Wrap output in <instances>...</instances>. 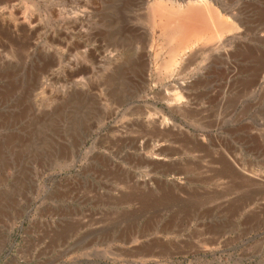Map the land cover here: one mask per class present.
Returning a JSON list of instances; mask_svg holds the SVG:
<instances>
[{
    "label": "rangeland",
    "instance_id": "rangeland-1",
    "mask_svg": "<svg viewBox=\"0 0 264 264\" xmlns=\"http://www.w3.org/2000/svg\"><path fill=\"white\" fill-rule=\"evenodd\" d=\"M154 1L0 0V264H264V55L240 53L264 0H210L241 45L163 82ZM176 83L206 93L188 115L155 93Z\"/></svg>",
    "mask_w": 264,
    "mask_h": 264
},
{
    "label": "bare ground",
    "instance_id": "bare-ground-1",
    "mask_svg": "<svg viewBox=\"0 0 264 264\" xmlns=\"http://www.w3.org/2000/svg\"><path fill=\"white\" fill-rule=\"evenodd\" d=\"M149 18L152 20L154 25L159 27V29L161 30L162 41L168 47V50H166L167 57L162 62L160 61V66L157 70L156 81L158 79L160 82L169 81L173 79L175 76L178 77L182 75V73L189 68V65L193 62V59L196 56L202 54L203 51L206 50V48L209 45L208 43L211 44L213 42L215 43L219 41L225 33L229 34V37L232 38V41L233 39H236L235 40L237 43L236 45H241L240 44L241 36L243 35V33L247 34L246 33L247 27L243 23V19H242L243 17L240 18L238 16L231 14L229 18L221 16V14L217 11V9L213 7L210 0H198V1H193V3L192 0L188 2L186 0V5L185 7L182 8L178 6L175 7L173 1L170 0H156L151 6ZM242 45L241 47L243 52L240 51L239 52L243 54V57L245 59L248 58L250 52H252L251 54L253 53L256 54V56L258 55V53L259 55H264V50L260 49L257 45H253L252 47L248 46V44L246 43H242ZM197 47L198 49L195 51V48ZM232 64L234 63L232 62ZM145 65L142 71L143 74H146L145 72L147 70V64ZM255 67L251 68L250 69L251 72L248 73L249 75L243 77V81H241L244 84L245 88L249 87L248 84H251L247 80L248 78H257L258 76L259 71ZM232 69H230L231 70L230 71L231 74H229L230 76L226 74L229 76L226 84L227 87L228 86L231 87L232 85H237L240 82L238 80L232 81V79L234 78L237 72L235 70H238L235 68L233 70ZM140 79L143 82H146L147 78L144 79V77L142 78L140 76ZM192 79L194 78H191V80ZM200 83L202 82L201 81H199V83L197 82V84L199 85ZM207 84L205 85L207 86ZM139 85L143 86V84L141 83H139ZM185 90H186V83H182L181 85H179V83H176L175 85L168 84L167 88L165 86V90L155 93L159 95L160 100L165 101L167 103V105L169 106L168 108L172 112L177 114L181 112L183 115H188L189 113L187 112V106L190 105L192 99H195L198 96L200 97L204 96L206 95V93L201 92L199 94L196 93L188 94L185 93ZM217 93H220V90L217 91ZM217 93L215 94V96L217 95ZM140 113L139 115L136 114L137 117L133 119V123H135L138 126L151 125V126L165 127L170 125L169 123L171 121L168 118L164 117L163 115L157 113L156 111H154L151 114L147 112L146 114H143L142 112Z\"/></svg>",
    "mask_w": 264,
    "mask_h": 264
}]
</instances>
